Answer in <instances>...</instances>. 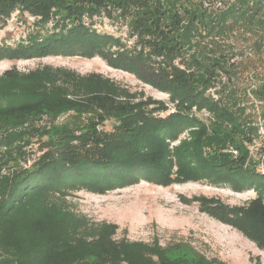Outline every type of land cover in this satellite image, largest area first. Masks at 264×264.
I'll return each mask as SVG.
<instances>
[{
	"label": "trees",
	"instance_id": "1",
	"mask_svg": "<svg viewBox=\"0 0 264 264\" xmlns=\"http://www.w3.org/2000/svg\"><path fill=\"white\" fill-rule=\"evenodd\" d=\"M194 1L0 0V24L19 11L37 18L41 26L36 30H42L30 33L29 43L17 44L9 54L0 51V57L98 55L168 94L178 110L161 106L156 110L163 113L152 115L140 107L135 91L99 73L50 66L1 73L0 264H171L169 253L182 248L191 252L195 264H226L189 242L162 246L157 236L150 242L118 237V225L93 221L72 201L75 187L105 191L133 183V173L141 168H161L163 163L155 164L145 145H167L187 129H192L191 143L183 144L189 147L179 156V174L193 179L202 169L207 178L238 174L241 185L264 187V177L247 166L253 161L247 145L260 126L250 121L242 102L251 96L264 105V83L241 95L218 81L221 75L228 82L235 76V63L229 61L233 53L220 45L227 36L248 34L264 52V0L225 1L216 9L207 7L216 0ZM101 17L123 19L135 39L130 50L116 52L115 60L108 55L110 48L124 44L88 29L83 20ZM49 22H54L52 28L45 27ZM123 52L125 58H118ZM252 74L259 79V73ZM217 85L211 95L209 89ZM191 107L209 112L207 122L190 125L191 119L179 111ZM65 115L68 120L56 122ZM103 122L110 123L109 130L96 127ZM33 142L43 152L26 167ZM210 144L232 145L238 155L232 163L203 164L201 147L190 145ZM262 194L233 211L234 219L222 220L264 248Z\"/></svg>",
	"mask_w": 264,
	"mask_h": 264
},
{
	"label": "rangeland",
	"instance_id": "2",
	"mask_svg": "<svg viewBox=\"0 0 264 264\" xmlns=\"http://www.w3.org/2000/svg\"><path fill=\"white\" fill-rule=\"evenodd\" d=\"M190 1L195 2L194 0ZM225 1L232 2V0H216L207 7L210 9L221 8ZM180 14L184 16L181 12ZM83 20L88 29L112 35L114 38H118L122 45L124 44L119 49L114 46L110 48L111 52L108 55L112 60L116 59L118 50H130L135 44V39L129 36L126 22L123 19L112 20L101 17ZM37 21V18L26 13L21 14L19 11H14L9 19L0 24V51L9 54L10 49L15 48L17 44L29 43L30 33L42 31L36 30L41 26ZM53 26L54 22L45 25L47 28ZM223 41L224 43L221 42L220 45L226 50L229 48V52L233 53L234 57L232 56L229 61L235 63L236 71L234 70L233 80L229 82L226 76L221 75V78L218 79L219 86H226L228 90L234 88L238 94L242 95L249 93V90L254 86L263 84L264 52H260L252 45L254 38L248 34L237 32L227 36ZM124 54L125 52L117 57L125 58ZM230 55L226 54V57L229 58ZM24 57V55L16 58L0 57V74L11 68L23 74L42 66L62 67L82 75L99 73L129 87L131 91H135L140 107H148L146 108L148 113L151 111L152 115L162 114L161 110H156L161 106L171 112L178 113L174 104L170 103L168 94L143 83L132 72L111 66L106 59L98 55L88 57L65 54ZM254 71L259 73V79L252 74ZM219 86L210 88L208 92L212 95ZM213 97L216 98V96ZM248 97L250 100L247 101V98L242 100L248 107V118L260 128L252 142L247 145L253 160L247 166L248 169L251 167L250 169L254 170L257 175L264 177V128L261 126L264 123V118L261 115L264 105H258L250 98L251 96ZM179 113L191 119L189 122L184 121L190 125L207 122L210 115L206 110L198 111L196 107L182 109ZM68 119L69 117L65 115L56 122L61 123ZM96 127L100 130H109L110 123L103 122V124H97ZM189 130L192 129L180 132L177 141L169 142L167 145H145L152 161L155 164L163 163L161 168L149 172H145L146 170L141 168L139 172L133 173L134 175L131 177V179L135 177L133 183L109 188L105 191H102L104 188L100 187H75L72 191V201L76 203L79 211L93 221H106L118 225V237L126 235V238L131 241L150 242L154 236H157L162 246L168 243L189 242L208 257H216L226 264H264V248L258 246L235 225L222 220V218L234 219V216L231 215L233 211L247 206L260 194V191L264 198L263 185L250 184L251 187H249L250 185L248 186L246 183L242 184L243 187L238 174L229 175L223 172L220 175L207 178L208 173L204 172V169H202V174L194 179L189 178L186 173L179 174L182 169L180 163L183 161L179 156L189 147V145L183 144L191 143ZM197 138L198 135L195 139ZM191 146H195L196 150L201 147L203 164L209 162L212 163V166L222 164L223 161L232 163L238 155V152L229 144ZM28 148H32V156L26 167L33 162L32 157L36 159L43 152L40 151L36 142H33ZM164 149L166 151L165 159L162 152ZM190 161L197 164V160L190 159ZM168 257L171 264H195L194 258L187 248L172 251Z\"/></svg>",
	"mask_w": 264,
	"mask_h": 264
}]
</instances>
